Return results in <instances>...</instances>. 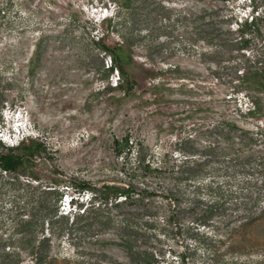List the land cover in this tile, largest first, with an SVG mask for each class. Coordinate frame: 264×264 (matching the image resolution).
Listing matches in <instances>:
<instances>
[{"label": "rangeland", "instance_id": "rangeland-1", "mask_svg": "<svg viewBox=\"0 0 264 264\" xmlns=\"http://www.w3.org/2000/svg\"><path fill=\"white\" fill-rule=\"evenodd\" d=\"M248 7L0 0V123H26L24 141L43 142L42 161L64 181L131 186L126 203L85 216L90 199L63 184L61 217L41 225L33 177L1 174L0 261L18 252L30 264L44 235L45 264H264V100L246 115L244 90L229 99L264 57V30L245 49L231 39L229 20L249 17ZM118 33L134 62L125 94L95 43H120ZM224 119L237 122L231 135L214 128ZM124 134L132 150L122 159ZM141 149L156 169L135 171Z\"/></svg>", "mask_w": 264, "mask_h": 264}, {"label": "trees", "instance_id": "trees-1", "mask_svg": "<svg viewBox=\"0 0 264 264\" xmlns=\"http://www.w3.org/2000/svg\"><path fill=\"white\" fill-rule=\"evenodd\" d=\"M117 2V0H114ZM237 2L238 0H230ZM249 3V6L244 11H248L251 15L246 18H239L238 20H229L228 27L232 28L230 30L232 33L237 34V38H233L232 42L240 44L241 49H245L250 42V40L257 34H261L264 30V10L259 8L262 0H244ZM130 29L129 26L124 24L122 29ZM129 32H131L129 30ZM121 37V42L116 43L115 45L105 44L103 39L98 38L95 42L96 45L101 49L105 54L109 55L110 66H107V71L112 73L113 70L118 72V83L115 84L122 92L125 94V91L131 89L132 81L128 77L127 67L134 64L133 59L129 51L124 47L123 39H125L124 34H117ZM223 39V38H222ZM228 40L226 39H223ZM39 52V47L35 49V57ZM32 61H34V58ZM260 58V57H259ZM258 58V59H259ZM257 59V61H258ZM259 65L250 72H245L240 74V82L235 84L234 92L232 95H229V99L234 97L237 98L238 95H246L247 100L250 102V106L246 108L244 113L246 115H256L260 112V102L264 100L262 95H264V57L258 61ZM102 67L103 63H102ZM241 69H244L245 66H240ZM240 71V70H239ZM107 75L109 77L110 75ZM241 112V110L239 109ZM243 113V112H241ZM264 115V114H263ZM236 120H226L219 122L214 128L219 129L223 128L228 135H231L236 128ZM130 143V144H129ZM117 157L128 158L131 154V142L128 137V134H124L121 140H116ZM45 151V145L43 142L36 139H28L24 141L22 139L16 146H3L0 143V175L2 174H25L29 173V176L33 177L32 179L36 182L35 187L37 188V200L36 207L39 209V217L37 220L43 225L44 223L53 224L55 219L61 217L59 210V201L63 196V191L61 188L64 186L70 187L71 192L75 193L78 198L83 199V196L86 194V197L90 199L91 206L89 208H84L81 211L83 215H89L93 213H99L104 210H109L112 207L119 206L120 204L126 203L131 199V186H118L113 184H103L99 187L92 185L87 181H64L63 174L57 170L56 167H53L50 164H46L45 161H42L41 154ZM137 164L135 166V171L141 170L142 173H148L152 171L153 168L150 161L146 159V156L142 154V149L137 152ZM37 159L39 162L37 163ZM189 158L185 156L184 165L187 164ZM42 161V162H40ZM198 165V164H197ZM34 167L39 168V172L44 175V178H41L38 172L34 171ZM15 177V176H13ZM10 177V178H13ZM64 181V182H63ZM1 183V180H0ZM49 196H52L50 199ZM71 202L73 203V197H71ZM80 206V205H79ZM69 225L73 226L74 220L69 219ZM47 236H41L36 247H32L30 252L32 255V262L30 264H45L44 259L46 258L47 251L44 250L45 244L48 242ZM29 242V240H28ZM29 243H32L31 241ZM145 262H143L144 264ZM0 264H28L23 263L18 252H11L9 258L2 259Z\"/></svg>", "mask_w": 264, "mask_h": 264}, {"label": "clouds", "instance_id": "clouds-1", "mask_svg": "<svg viewBox=\"0 0 264 264\" xmlns=\"http://www.w3.org/2000/svg\"><path fill=\"white\" fill-rule=\"evenodd\" d=\"M15 116V113H11V119ZM26 121V119H24ZM22 122V121H21ZM26 125V123H25ZM18 126L16 122H8V123H0V140H2L4 143H7L8 145H14L12 144V141H15V143H19L18 141L20 138L23 139V136L26 133V127ZM71 199V198H70ZM68 200V197H65L64 201L66 202L67 206H71L72 202L71 200Z\"/></svg>", "mask_w": 264, "mask_h": 264}, {"label": "built area", "instance_id": "built-area-1", "mask_svg": "<svg viewBox=\"0 0 264 264\" xmlns=\"http://www.w3.org/2000/svg\"><path fill=\"white\" fill-rule=\"evenodd\" d=\"M115 73H116V76L118 77V72L115 70ZM114 84H116L117 83V79H116V77H114Z\"/></svg>", "mask_w": 264, "mask_h": 264}]
</instances>
